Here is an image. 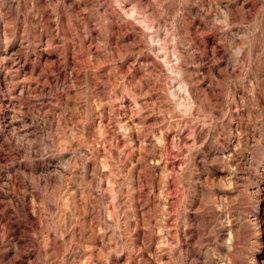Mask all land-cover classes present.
I'll return each mask as SVG.
<instances>
[{"label": "rangeland", "instance_id": "obj_1", "mask_svg": "<svg viewBox=\"0 0 264 264\" xmlns=\"http://www.w3.org/2000/svg\"><path fill=\"white\" fill-rule=\"evenodd\" d=\"M0 264H264V0H0Z\"/></svg>", "mask_w": 264, "mask_h": 264}, {"label": "bare ground", "instance_id": "obj_2", "mask_svg": "<svg viewBox=\"0 0 264 264\" xmlns=\"http://www.w3.org/2000/svg\"><path fill=\"white\" fill-rule=\"evenodd\" d=\"M42 56H43V55H42ZM39 61H40V60H39ZM7 122H8L7 124L10 125V124H11V119H10V120L8 119ZM107 123H109V122H107ZM104 125H105V124H104ZM113 130H114V129H113ZM114 133H115V132H114Z\"/></svg>", "mask_w": 264, "mask_h": 264}]
</instances>
